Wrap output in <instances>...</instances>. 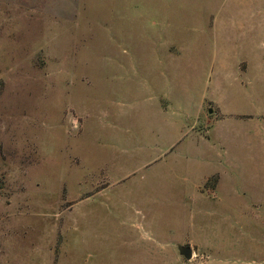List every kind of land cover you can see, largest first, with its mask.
Wrapping results in <instances>:
<instances>
[{
    "label": "rangeland",
    "instance_id": "374dc122",
    "mask_svg": "<svg viewBox=\"0 0 264 264\" xmlns=\"http://www.w3.org/2000/svg\"><path fill=\"white\" fill-rule=\"evenodd\" d=\"M208 5L0 0V264L141 258L127 235L155 230L158 180L177 178L147 137V87L176 75L183 93L218 72Z\"/></svg>",
    "mask_w": 264,
    "mask_h": 264
},
{
    "label": "crops",
    "instance_id": "0c3cea01",
    "mask_svg": "<svg viewBox=\"0 0 264 264\" xmlns=\"http://www.w3.org/2000/svg\"><path fill=\"white\" fill-rule=\"evenodd\" d=\"M206 12L215 32L208 63L218 72L183 93L176 75L147 87V137L175 161L177 178L158 180L155 230L127 235L126 255H141L132 264H264V0H220Z\"/></svg>",
    "mask_w": 264,
    "mask_h": 264
},
{
    "label": "water",
    "instance_id": "95a60500",
    "mask_svg": "<svg viewBox=\"0 0 264 264\" xmlns=\"http://www.w3.org/2000/svg\"><path fill=\"white\" fill-rule=\"evenodd\" d=\"M180 253L187 260L191 259L192 257V253L190 249H181Z\"/></svg>",
    "mask_w": 264,
    "mask_h": 264
}]
</instances>
